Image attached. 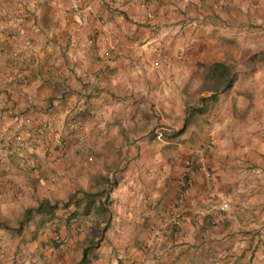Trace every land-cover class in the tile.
Here are the masks:
<instances>
[{
  "label": "crops",
  "instance_id": "crops-1",
  "mask_svg": "<svg viewBox=\"0 0 264 264\" xmlns=\"http://www.w3.org/2000/svg\"><path fill=\"white\" fill-rule=\"evenodd\" d=\"M89 1L0 0V264H264V0Z\"/></svg>",
  "mask_w": 264,
  "mask_h": 264
},
{
  "label": "trees",
  "instance_id": "trees-1",
  "mask_svg": "<svg viewBox=\"0 0 264 264\" xmlns=\"http://www.w3.org/2000/svg\"><path fill=\"white\" fill-rule=\"evenodd\" d=\"M209 75L214 78L217 81H220L218 77H226L225 80V86H228L231 81V71L230 68L221 62L214 63L209 70ZM222 86L221 83L218 85V87ZM77 195V192L72 194L70 199L65 203V205L69 204L75 196ZM60 202H51L48 199L42 200L37 207H31L27 208L24 213L21 215L19 220V226L22 227L26 222L32 220L35 216L40 215V224L44 223L46 218L52 217L55 213V209L59 207ZM1 225V224H0ZM7 227V225H6ZM8 228V227H7ZM90 249V247H89ZM88 251V250H87ZM87 262V257H84L78 264H85Z\"/></svg>",
  "mask_w": 264,
  "mask_h": 264
},
{
  "label": "built area",
  "instance_id": "built-area-1",
  "mask_svg": "<svg viewBox=\"0 0 264 264\" xmlns=\"http://www.w3.org/2000/svg\"><path fill=\"white\" fill-rule=\"evenodd\" d=\"M136 1H138L142 5H144V3H145L143 0H136ZM74 2H75L76 10L78 13V23H79V25L82 26L87 21L88 12L90 11V4L91 3L89 0H74ZM159 137H161V135ZM16 139L21 145H24V143H25L24 137L21 134L17 135ZM205 154H206L205 147H198L196 149H193L192 150V157L186 161V164L189 167H191V166L202 167L206 171L207 176L211 178L212 173L205 164ZM228 205H229L228 202H224L223 208H228ZM171 214L173 215L172 220H173L174 225L180 226L182 223V219L174 211H171ZM55 238L60 241L61 236L56 235Z\"/></svg>",
  "mask_w": 264,
  "mask_h": 264
}]
</instances>
